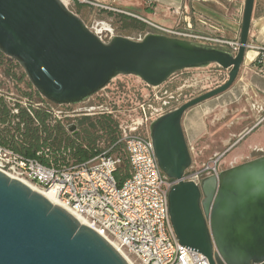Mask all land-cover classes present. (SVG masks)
I'll list each match as a JSON object with an SVG mask.
<instances>
[{"label": "water", "instance_id": "95a60500", "mask_svg": "<svg viewBox=\"0 0 264 264\" xmlns=\"http://www.w3.org/2000/svg\"><path fill=\"white\" fill-rule=\"evenodd\" d=\"M190 2L183 0L188 24ZM253 2L244 0L238 46L232 52L156 32L141 40L114 35L104 41L61 0H0V52L22 67L40 96L55 104L82 102L118 75H135L159 86L184 69L216 64L227 70L221 84L148 126L157 164L174 180L167 196L174 234L209 264H264V154L199 183L183 179L192 162L183 114L226 91L237 78L248 47ZM67 129L75 132L76 124ZM0 264L129 263L93 228L0 171Z\"/></svg>", "mask_w": 264, "mask_h": 264}, {"label": "built area", "instance_id": "2783aa9c", "mask_svg": "<svg viewBox=\"0 0 264 264\" xmlns=\"http://www.w3.org/2000/svg\"><path fill=\"white\" fill-rule=\"evenodd\" d=\"M61 1L68 6L71 0ZM142 20L151 28L127 37L141 40L145 34L156 32L170 37L226 44L232 52L238 46V41L190 32L181 27L180 20L173 27ZM91 30L104 41L115 35L109 28ZM256 50V61L264 68V47H257ZM163 84L145 86L157 98L154 91H161ZM108 85L77 104H55L42 96L39 100H32L28 96L15 97L13 93L5 94L1 87L0 96L4 98L12 114L18 113L19 105L30 114L31 109L41 107L51 115L52 120L58 119L63 123L65 118L112 114L114 103L103 93ZM162 94L165 98L161 100L160 109L164 107V110L155 117H147L148 110L157 111L147 104L145 107L142 105V115L139 120L132 121L133 125H127L126 122L118 124V137L112 147L122 146L129 169L128 177L120 185L115 172L121 166L123 158L111 151H101L81 162L67 159L61 164L45 165L36 158L26 157L0 144V171L11 178L51 191L60 204L101 234L129 264H209L206 256L178 242L170 222L167 196L174 180L160 170L147 128L157 116L178 106L176 92L172 94L164 90ZM146 96L149 97V93ZM144 121L146 129L139 132L138 125ZM188 147L192 162L184 173V180L199 183L203 177L217 175L223 170L225 152L217 153L208 161L197 164L193 157L194 146L188 144ZM259 151L264 154V148ZM37 154L48 157V149L40 150Z\"/></svg>", "mask_w": 264, "mask_h": 264}, {"label": "crops", "instance_id": "0c3cea01", "mask_svg": "<svg viewBox=\"0 0 264 264\" xmlns=\"http://www.w3.org/2000/svg\"><path fill=\"white\" fill-rule=\"evenodd\" d=\"M111 3L117 9L159 25L167 26L158 22V18L161 21L172 19L175 23L180 20L181 27L190 32L227 41H238L244 6V0H191L188 24L183 0H111ZM128 6H143L144 11L139 13L126 8ZM176 10H179L178 14ZM247 44L243 62L231 87L214 96L215 102L207 99L183 114L182 128L187 143L196 145L197 164L225 152L222 168L225 169L263 155L259 149L264 148V68L256 61V49L264 47V0L253 2ZM221 46L229 49L226 44ZM209 66L223 73V81L227 78V70L216 64Z\"/></svg>", "mask_w": 264, "mask_h": 264}, {"label": "rangeland", "instance_id": "374dc122", "mask_svg": "<svg viewBox=\"0 0 264 264\" xmlns=\"http://www.w3.org/2000/svg\"><path fill=\"white\" fill-rule=\"evenodd\" d=\"M78 3H80L81 7L77 6ZM144 5L146 7L147 4ZM150 5H152V3ZM67 7L72 12L76 13L88 28L94 30L109 28L113 30L115 35L134 36L139 32H143L151 28L150 25L143 20L141 21L147 25L145 27H123V22L120 20V17L117 14H129L121 8L119 9L120 11L111 10L110 8L117 7L111 3V0H71ZM126 8L139 13L144 11L143 6H128ZM170 10L172 11L173 9L171 8ZM110 12L113 14H110ZM157 21L166 24V27H173L175 23L172 21V19L161 21V19L158 18ZM12 72L15 75L13 77L8 75L6 71L0 67V87L5 94L13 93L15 97H24L23 94L28 93L30 94L28 95V98L32 100H39L41 98V96L37 95L38 92L32 85L30 87L26 85V82L29 81L20 65L14 66ZM22 73L24 76H21ZM224 77L225 76L219 71L218 68L209 65L201 68L184 69L174 73L160 88L161 91H158V89L154 91L158 96L156 98L152 95V90L145 86V83L137 76L118 75L112 79L106 90L103 92L106 93L109 96V100L114 103L113 113L108 115H110L115 121L117 128L118 124L122 122H126L127 125H133L132 121L135 122L136 120H139L140 116L142 115V105L145 107V105L150 104L152 105V108L157 109V111H154L153 109L147 111V117L151 118L155 117L161 110H164V107L160 109L162 105L161 100L165 98L162 94L164 90L172 94L176 92L178 94L177 103L180 105L184 101L221 84L220 82L223 81ZM147 93H149V97L146 96ZM209 99L210 100H208V102L216 101L213 97ZM7 107L9 108L8 104ZM98 115L99 114L89 115V117H96ZM80 117L82 116L76 117L74 119L65 118L63 123L65 125H68L69 123L76 124V131H69V133L72 137L74 135H78V142L83 143L87 133L83 132L81 127L77 125L78 119ZM1 127L2 126L0 124V128ZM145 129L146 122L144 121L141 125H138V131L144 132ZM96 134L101 135L100 132ZM95 144L98 148H101L102 151H111L112 153L120 154L123 158V161H126L121 145L112 147V143H109L104 136L96 138ZM193 146V157L198 162L199 159L195 156L196 145L194 144ZM223 166L224 163L222 164V167Z\"/></svg>", "mask_w": 264, "mask_h": 264}, {"label": "trees", "instance_id": "16d2710c", "mask_svg": "<svg viewBox=\"0 0 264 264\" xmlns=\"http://www.w3.org/2000/svg\"><path fill=\"white\" fill-rule=\"evenodd\" d=\"M81 7L80 3L77 4ZM110 14H113L110 12ZM123 27L147 26L143 21L124 14L118 13ZM14 66H19L10 57L0 52V67L8 75L15 76L12 72ZM21 76H24L22 73ZM28 87L30 82H26ZM24 96L30 94L24 93ZM38 96H40L37 93ZM30 114L24 107L19 105L18 113H10L3 97L0 96V144L23 154L26 157L36 158L45 165H57L71 159L81 162L95 156L102 151L95 144L96 138L106 137L109 143H115L118 137L117 124L108 114H99L96 117L82 116L77 125L87 133L83 143L78 142V135H70L65 125L60 120H52L51 115L44 108H33ZM98 135L96 133H99ZM48 149V157L37 152ZM51 161V162H50ZM129 175L128 162L123 161L115 172V178L120 185Z\"/></svg>", "mask_w": 264, "mask_h": 264}, {"label": "bare ground", "instance_id": "6f19581e", "mask_svg": "<svg viewBox=\"0 0 264 264\" xmlns=\"http://www.w3.org/2000/svg\"><path fill=\"white\" fill-rule=\"evenodd\" d=\"M65 4V2H63ZM27 185H29L32 189L39 191L41 194H43L49 201H51V203L59 205L61 207H63L64 209H66L69 213H71L80 223L86 224L88 226H90L89 224H87L80 216H78L76 213H74L73 211H71L70 209L66 208L65 206H63L62 204H60L54 197L53 193L49 190H43L41 188H38L37 186L27 183L25 182ZM91 227V226H90Z\"/></svg>", "mask_w": 264, "mask_h": 264}]
</instances>
